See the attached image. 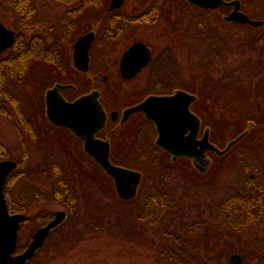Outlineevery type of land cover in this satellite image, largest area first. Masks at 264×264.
Returning a JSON list of instances; mask_svg holds the SVG:
<instances>
[{
	"label": "flooded vegetation",
	"instance_id": "flooded-vegetation-1",
	"mask_svg": "<svg viewBox=\"0 0 264 264\" xmlns=\"http://www.w3.org/2000/svg\"><path fill=\"white\" fill-rule=\"evenodd\" d=\"M113 1L0 0V22L14 34L10 46L0 53V61L6 60L2 64L9 65L0 68V117L14 121L18 134L14 141L6 140V137L3 140L0 135V155L6 156L0 161L11 159L17 162V167L22 165L21 180L31 176L27 171L32 170V167L36 168V172L32 171L35 172L33 177H36L37 183H48L49 186L51 183H60V172L66 168L76 173L74 185L91 183L89 177L93 170L110 176L93 155V152L106 153L107 145H110L113 163L142 171L141 183L145 180L144 171L116 162L113 159L116 152L131 157L165 155L171 160L170 163L188 158L194 163L193 158L185 155L177 154V158H174L175 153L157 144V124L148 118L145 111L132 112L125 118L126 109L141 104L149 96H173L179 91L189 92L183 85V68L177 52L187 42L183 40L184 35L178 41L171 40L172 37L164 40L162 31L156 29L161 23H170L167 20L169 9L166 8L168 3L173 2L123 0L120 4H114ZM235 1L223 0L215 7H205L184 0L196 15L199 25L196 34L200 43L208 47L213 59L221 62L231 59L235 54L233 25H251L228 18L236 7ZM239 1L242 12L264 21V17L255 18L246 10L245 0ZM182 24V21H176L175 28L169 24L170 30L178 32L183 29ZM259 26H264V22ZM136 45L126 60L127 53ZM71 68L76 72L72 74ZM112 75H118L125 83L114 89L116 91L108 88L112 83ZM27 78L28 83H25ZM26 85L30 86L27 94L22 89ZM54 90L68 102L96 94L106 112L105 122L95 125L88 122L89 117L83 116L77 118L80 123L71 127L53 121L48 115L47 97ZM189 93L197 96L191 103V110L200 118L198 138L207 135L210 142L215 144V129L192 108L199 100L198 95ZM212 103L219 106L220 100L214 96ZM37 105L41 110L40 115L36 114ZM262 105L264 107V99ZM219 111L217 109L212 115H217ZM137 116L140 117L139 122L131 131L125 132L126 125ZM173 122L174 131L182 141L189 131L182 132L177 118ZM256 127L261 128V139L264 141V123L248 118L247 134ZM226 146L219 148L225 149ZM60 150L68 157L67 162H60ZM228 151L218 153L207 148L205 156L198 159L202 167L199 172L204 174L212 167L214 155H224ZM16 154L19 157L14 156ZM33 155L36 156L35 165L32 164ZM251 174L254 177V173ZM252 177L244 187L224 201L222 210L229 218L245 216L244 204L248 202L255 204V216H264V182L252 180ZM40 192L43 196L45 191L40 189ZM73 192L72 196H75ZM4 194L11 212L5 188ZM20 204L24 209L21 213L26 215L24 223L29 217L27 210L30 207L26 194L21 197ZM65 210L68 212L67 208ZM57 211L53 212L50 220Z\"/></svg>",
	"mask_w": 264,
	"mask_h": 264
},
{
	"label": "rangeland",
	"instance_id": "rangeland-1",
	"mask_svg": "<svg viewBox=\"0 0 264 264\" xmlns=\"http://www.w3.org/2000/svg\"><path fill=\"white\" fill-rule=\"evenodd\" d=\"M172 2L166 8L169 9L167 20L172 28H175L176 21H182L183 29L171 31L165 22L156 29L162 31L164 40L172 37L171 40L178 41L184 35L183 40L187 42L180 51L177 50L183 68V85L187 91L198 95L199 100L192 108L213 126V140L222 148L245 132L248 118L264 123V26L233 25L235 54L221 62L213 59L208 47L200 43L196 34L199 25L189 5L184 0ZM244 4L253 17H264V0H245ZM71 71L72 74L76 72L73 68ZM25 83H28V78ZM123 84L118 75H112L108 88L116 91L114 89ZM29 87H22L26 94ZM214 96L220 100L219 106L212 103ZM217 109H220L219 113L212 115ZM36 112L40 115L39 105ZM0 118L1 139L17 140L16 123L3 116ZM139 119V116L133 118L124 131H131ZM260 129L253 128L226 154L214 155L212 167L204 174L194 168L188 158L170 163L167 156L159 155L164 173L168 175L166 183L156 180L150 183L145 179L139 196L132 202L117 199L109 176L91 171V183H75L80 195V212L85 214L87 223L77 228L79 233L81 230L80 236L72 233L61 244L53 238L32 264H237L231 260L233 254L242 257L238 264H264V216L257 215L258 220L254 224L237 228L235 220L222 210L224 201L246 185L251 173H254L252 180L264 182V141ZM14 156L19 157L17 154ZM65 156L60 150L58 158L61 163L67 162L68 157ZM152 156L131 157L116 152L113 159L143 170ZM35 161L36 156L33 155V165ZM32 170L36 172L35 167ZM34 171L30 177L18 182L14 194L17 200L30 185L42 192L48 189V183H37ZM153 193L169 197L175 212H167L160 218L156 214L153 221H143L146 203ZM29 206V217L66 209L45 192ZM121 216L125 225L119 221ZM178 217L180 219H176ZM129 222L134 224L131 229ZM223 225L225 229L221 230ZM39 226L34 220L25 223L20 231L19 244L28 245ZM166 227H173L184 242L178 244L166 232ZM228 244L232 247L226 251ZM193 247L197 251H192ZM254 247L253 254L251 250ZM172 248L177 249L175 258L169 252ZM179 255L181 257L178 258Z\"/></svg>",
	"mask_w": 264,
	"mask_h": 264
},
{
	"label": "water",
	"instance_id": "water-1",
	"mask_svg": "<svg viewBox=\"0 0 264 264\" xmlns=\"http://www.w3.org/2000/svg\"><path fill=\"white\" fill-rule=\"evenodd\" d=\"M189 1L205 7H215L223 0ZM113 2L114 4H120L123 0H114ZM235 3L236 7L228 18L255 26L261 25L264 22L262 20L252 19L242 12L240 9L241 2L239 0H236ZM13 39V31L0 22V53L10 46ZM137 46H134L127 53L126 60ZM58 93L57 90L50 91L47 97L48 115L53 121L71 127L80 123L77 118L83 116L89 117L88 122L95 125H102L105 122L106 112L97 99L96 94H89L79 98L75 102H68ZM196 98L197 96L186 91H179L173 96L152 95L141 104L126 109L125 118L132 112L138 110L145 111L148 118L154 120L157 124L159 130L157 144L175 153L174 158H177V154L192 157L195 165L199 169H202L198 163V159L202 155L205 156V150L207 148L215 150L218 153H224L242 139L247 131L230 141L225 149H220L211 143L207 135L199 139L197 133L200 127V118L191 110V103ZM174 118L178 119V124L182 126V132L189 131L188 136L182 139V141H180V135L174 131ZM172 142L182 144L172 145ZM93 155L103 165L107 173L113 177L117 194L121 199L129 200L137 196L143 177V173L140 170L113 163L110 158V145H107L106 153L100 154L99 152H93ZM16 166L17 162L11 159L0 161V264H26L35 256L37 250L43 246L52 229L61 224L67 216L65 210H58L52 220L35 231L29 246L22 252L15 253L18 247L20 225L26 216L23 213H10L4 194V187L8 175ZM232 260L240 263L242 258L239 254H234Z\"/></svg>",
	"mask_w": 264,
	"mask_h": 264
},
{
	"label": "trees",
	"instance_id": "trees-1",
	"mask_svg": "<svg viewBox=\"0 0 264 264\" xmlns=\"http://www.w3.org/2000/svg\"><path fill=\"white\" fill-rule=\"evenodd\" d=\"M5 61L6 60L0 61V68L9 66L6 64H2ZM4 157H6V156L0 155L1 159ZM145 164H146V169H143V171L145 174L146 181H150V183H153L154 180H156L159 183H166L165 179H167L168 175L166 173H164V170H163L164 167L161 163V158L159 157V155H157V154L153 155L151 160L147 161V163H145ZM23 169L24 168L22 167V165L19 164L17 169L11 175H9V177L6 181L5 191L8 195L9 201H10L11 212L24 211V209L21 208V204H20L21 203V197L23 195L26 194L28 196L29 204H32L34 200L38 199L41 196V192L38 189V187L36 188V187L30 185L22 191V196L20 197V199L19 200L16 199V197L14 195L15 189H16V186L18 185V182L20 181ZM168 171H169V169H168ZM27 172L29 174H31L33 171L29 169ZM75 174L76 173L69 168L64 169L63 172L62 171L60 172V183H51L50 186L48 187V189L45 190L46 195L52 197L54 200L59 201L61 204H63L68 209L69 214H68V218L61 225H59L57 228H55L52 231L51 235L48 237L44 246L37 252L36 256L28 262V264H32L33 261H35L36 258L39 256V254H42V252L45 250V248L47 247V245L49 244V242H51V240L53 238H55L56 242H58L59 244L64 243L66 241L65 240L66 238L72 236V233L75 236H77V235L80 236L81 230L79 233L78 232L79 230L77 228L80 226H83L84 224L85 225L87 224L85 222V220H86L85 214L80 212V209H81V203H80V198H79L80 196H79V193L77 191V188H75V185L73 183ZM110 184H112V187L114 189V194L116 195L114 182L110 183ZM9 190L11 192H9ZM73 190L75 191V196H72V194L74 193ZM9 194H10V196H9ZM76 194H77V196H76ZM169 200H170V198L167 197L166 195H163V194L159 195V194L153 193V194L149 195V202L146 203V209L144 211L145 216L142 217L143 221H145V220H148L149 222L153 221L156 214H157V216H159L158 218H160L161 215H164L167 212H175L174 208H173L174 204L171 200L170 201ZM130 202H132V201H130ZM244 207H245V211H244L245 216H240V217L238 216L239 218L236 217L234 219L235 224H237L236 225L237 228H239L240 226L246 225V224L247 225L248 224H254V222H256L258 220L257 216H255V213H254L255 212V204H253V202L245 203ZM52 214H53V212L46 211V212L38 213L37 215H35L33 217L32 216L28 217L27 221L22 224L21 230H22L23 225L25 223L32 221V220L37 222V225H41L43 223H46L51 218ZM140 214H143V213H140ZM122 216L124 217V215H122ZM123 217L119 218V221L121 222V224L125 225V222H124L125 217L124 218ZM161 219H162V217H161ZM176 219H180V217H178ZM130 222H132V221H130ZM130 222H129V224H131ZM133 225L134 224L132 223L131 226L129 227V229H131V227ZM221 227H222L221 230L225 229V225H223ZM73 230L76 233H74ZM165 230H166V232L170 233L175 240L178 241V244L184 242V239L182 238V236L178 235V233L175 232L173 227H166ZM194 246L197 247L198 244L196 243V244H194ZM25 247H26V245H24V244L20 245L19 244L17 252L22 251ZM229 247L231 248L232 244H228L226 247L227 249L225 248V250L227 251L229 249ZM255 248L256 247H254V249L251 250V253H253V254L255 253ZM193 250L195 251L196 249L193 247L192 251ZM169 252H172L173 257H174L175 256L174 253L177 252V249L172 248ZM179 257H181V255H179L178 258Z\"/></svg>",
	"mask_w": 264,
	"mask_h": 264
}]
</instances>
